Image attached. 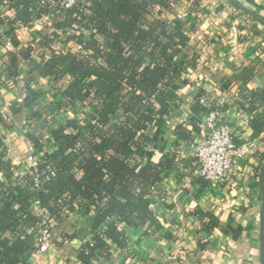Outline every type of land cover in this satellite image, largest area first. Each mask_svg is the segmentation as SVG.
<instances>
[{"label":"trees","instance_id":"1","mask_svg":"<svg viewBox=\"0 0 264 264\" xmlns=\"http://www.w3.org/2000/svg\"><path fill=\"white\" fill-rule=\"evenodd\" d=\"M180 1L76 0L65 8L64 0H0V46L8 38L19 51L8 53L0 90L20 87L27 108L14 106L13 112L22 110L25 137L45 143L49 153L38 161V175L31 169L0 202V264H20L4 255L7 234L13 237V253L37 252L29 232L40 222L31 212L36 201L59 216L93 211L91 241L76 257L80 264L109 260L114 248L131 257L130 230L143 229L146 239L172 238L159 212L166 204L168 177L185 175L178 171L179 156L164 155L155 162L148 152L157 137L154 127L178 111L181 98L175 86L193 67L187 60L194 49L187 31H197L191 14L174 21L165 17ZM244 1L256 8L252 0ZM44 20L50 30L38 41V50L20 49L17 30ZM34 54L39 62L24 73L20 60ZM253 74L252 69L239 72L240 96L248 100L237 102L242 111L255 103L256 94L247 89ZM39 80H47V87L35 89ZM192 111L209 110L197 103ZM62 127L72 134L60 135ZM186 163L196 174L194 160ZM11 169L0 156V172ZM191 187L195 195L218 192L205 182ZM207 217L211 227L218 226L213 214ZM232 223L223 233L239 241L245 229Z\"/></svg>","mask_w":264,"mask_h":264},{"label":"crops","instance_id":"2","mask_svg":"<svg viewBox=\"0 0 264 264\" xmlns=\"http://www.w3.org/2000/svg\"><path fill=\"white\" fill-rule=\"evenodd\" d=\"M252 1L257 10L264 12V0ZM200 6L203 13L198 14L202 23L199 30L187 31L194 47L187 60L193 67L175 86L181 98L180 107L166 121L154 127L157 137L148 153H152L150 158L155 162L170 154L192 160L193 147L205 138L204 126L208 117L207 112L193 113V106L198 103L208 110L226 106L229 108L224 111L227 124L244 140L256 141L261 149L246 163L251 172L250 183L237 184L231 193L209 190L203 195H195L193 187L182 191L181 179L172 173L168 177L166 204L159 212L163 225L172 232V238L167 240L155 235L146 239L142 237L143 229L130 230L129 244L133 255L127 257L114 248L111 258L98 264H243L247 257L253 261L260 257V231L257 237L255 232L260 222L261 193L258 183L264 163V30L256 26L247 32L246 25L239 24L235 19L233 8L221 1L203 2ZM165 17L169 21L176 19L169 14ZM178 18L183 19L182 16ZM48 26L47 22L41 21L32 27L19 28L17 39L20 49L34 47L38 50L36 45L50 30ZM84 34L90 35L87 31ZM69 48L73 49L74 45ZM9 52L6 47L0 46V73L2 66L9 64ZM18 52L14 49L15 54ZM37 59L35 54L31 59L22 58L20 67L23 72H29L39 62ZM243 69L254 70L247 89L256 94V98L249 111H242L237 106V102L247 104L248 101L240 96L242 82L239 72ZM4 80V75L0 74V83ZM47 85V80H39L34 87L41 90ZM19 88L0 90V156L12 165L11 170L0 172V202L10 187L29 174L32 166L30 158L39 161L49 154L45 143L33 142L25 137L22 110L27 107L23 103V91ZM14 106L23 109L16 114ZM257 129H262L260 134H257ZM59 133L70 135L72 131L62 127ZM207 214L217 218V227L210 226ZM92 216V210H88L86 215L80 212L64 216L51 214L49 221L53 227V243L49 253L35 252L21 257L11 250L13 237L7 234L4 242L8 248L4 255L20 264H80L76 257L80 248L91 241ZM231 222L233 227L241 225L245 229L239 241L223 233Z\"/></svg>","mask_w":264,"mask_h":264},{"label":"built area","instance_id":"3","mask_svg":"<svg viewBox=\"0 0 264 264\" xmlns=\"http://www.w3.org/2000/svg\"><path fill=\"white\" fill-rule=\"evenodd\" d=\"M76 4V0H64L62 6L71 8ZM47 22V20H44ZM6 48L14 53V48L10 39L6 38ZM207 120L204 126L205 138L192 149L191 158L195 166L198 167L196 174L187 166V157L178 159V171L185 177L181 179V190L185 191L196 182L209 183L216 188L219 193L226 194L229 190L237 187V184L243 183L251 174L246 164L259 149L254 140H244L232 128L225 119V113L218 107L209 108ZM243 140V143L242 141ZM264 148V146L262 147ZM32 162L31 169L38 175V161L30 158ZM39 186L38 179L35 183ZM2 193V177L0 175V195ZM169 194L168 191H164ZM31 212L40 220L35 230L29 232L35 236L37 252L47 254L52 246L53 227L49 221L51 210L41 207L39 201L33 205ZM64 216V215H63Z\"/></svg>","mask_w":264,"mask_h":264},{"label":"rangeland","instance_id":"4","mask_svg":"<svg viewBox=\"0 0 264 264\" xmlns=\"http://www.w3.org/2000/svg\"><path fill=\"white\" fill-rule=\"evenodd\" d=\"M215 2V1H221L222 3L226 4V6L228 7H232L233 8V12L235 14V19L238 20L239 24L241 23V25H246V31L249 32L251 31V29L256 26L261 27L264 30V26L254 20H252L250 17H245L241 12L237 11L235 9V7H233L230 3H227L226 0H181L180 3H178L177 5L174 6V11L172 13L169 14V16H174L176 18H178V16H182L183 19L187 18L188 16H190L191 14V18L192 20H194L195 24H196V28L197 30H199L201 23V20L198 19V14L201 11V4H203V2L209 3V2ZM242 3H244L246 6H248L249 8L257 11L258 13H261L262 15H264V12H262V10H257L256 8H253L251 5H249L248 3H246L244 0H240ZM205 4V3H204ZM190 12V13H188ZM203 13V12H202ZM201 13V15H202ZM188 14V15H187ZM187 15V17L185 16ZM185 16V17H184ZM246 34V33H245ZM88 35H84L85 38H87ZM249 162V161H248ZM244 185H247L250 183V177H248L244 182ZM229 192L231 193L232 190H229ZM259 231H260V222L258 224V229L256 230V234L255 236L257 237L259 235ZM253 233V232H252ZM260 264V257L257 261H253L251 258H246L243 262V264Z\"/></svg>","mask_w":264,"mask_h":264},{"label":"water","instance_id":"5","mask_svg":"<svg viewBox=\"0 0 264 264\" xmlns=\"http://www.w3.org/2000/svg\"><path fill=\"white\" fill-rule=\"evenodd\" d=\"M232 6L244 12L252 20L264 26V15L249 8L240 0H227ZM152 156V153H148ZM260 193H261V212H260V264H264V163L260 170Z\"/></svg>","mask_w":264,"mask_h":264}]
</instances>
